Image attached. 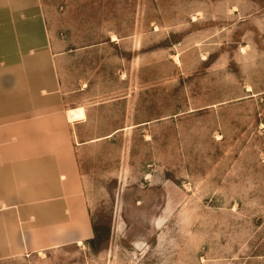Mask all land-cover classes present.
Returning <instances> with one entry per match:
<instances>
[{
  "label": "rangeland",
  "instance_id": "rangeland-1",
  "mask_svg": "<svg viewBox=\"0 0 264 264\" xmlns=\"http://www.w3.org/2000/svg\"><path fill=\"white\" fill-rule=\"evenodd\" d=\"M42 9L87 109L78 191L0 179V264H264V0Z\"/></svg>",
  "mask_w": 264,
  "mask_h": 264
},
{
  "label": "crops",
  "instance_id": "crops-1",
  "mask_svg": "<svg viewBox=\"0 0 264 264\" xmlns=\"http://www.w3.org/2000/svg\"><path fill=\"white\" fill-rule=\"evenodd\" d=\"M56 43L42 0H0V179L42 180L33 186L44 195L77 193L73 134L87 121L63 74L68 50ZM79 107L85 116L71 120Z\"/></svg>",
  "mask_w": 264,
  "mask_h": 264
}]
</instances>
